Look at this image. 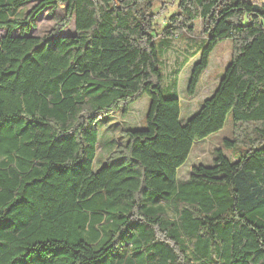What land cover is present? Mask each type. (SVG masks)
<instances>
[{"label": "trees", "instance_id": "16d2710c", "mask_svg": "<svg viewBox=\"0 0 264 264\" xmlns=\"http://www.w3.org/2000/svg\"><path fill=\"white\" fill-rule=\"evenodd\" d=\"M158 1L177 6L163 38L203 22L189 94L215 46L233 43L184 121L160 66ZM61 3L54 27L31 34ZM145 94V127L121 129L126 141L95 167L100 117ZM229 114L234 159L216 148L179 181L195 141ZM0 264H264V2L0 0Z\"/></svg>", "mask_w": 264, "mask_h": 264}, {"label": "rangeland", "instance_id": "374dc122", "mask_svg": "<svg viewBox=\"0 0 264 264\" xmlns=\"http://www.w3.org/2000/svg\"><path fill=\"white\" fill-rule=\"evenodd\" d=\"M256 2H264V0H253ZM33 1L29 4V8L35 3ZM177 9L176 3L170 2H156L154 6V26L159 31L157 36L162 33L161 28L167 19V15ZM65 14V4L61 3L55 10L46 8L38 16L37 24L32 28L31 34L42 35L51 30L56 21ZM74 19V18H73ZM74 20L71 21L69 28L62 33L72 34L74 31ZM15 34H18L16 32ZM205 34L203 30V22L201 19L196 21L195 30L192 33L185 31L180 39L173 37H165V41H176L175 48L169 52L160 51V66L164 71V84L170 85L174 78L173 70H178L175 76L177 96L181 101V118L184 121L188 116L193 114L200 108L203 101L211 96L213 90L219 83V78L224 75L225 69L229 64L231 55L233 53V43L226 39L219 42L213 49L210 55V63L206 71L202 74L201 80L197 86L196 92L191 95L188 93V85L191 71L194 64L199 59V49H201L205 42ZM156 37V40H159ZM191 46L188 47V45ZM160 45L158 46V48ZM161 48V47H160ZM159 48V49H160ZM189 48V49H188ZM181 50V51H179ZM181 52V53H180ZM182 54V55H180ZM164 94L168 93L165 90ZM150 99L147 94L135 101L127 115L122 116L120 111L111 114H104L100 117L99 124V143L98 154L96 156L94 165L98 167L99 162L103 160L114 145L125 142L127 136L121 134V129H136L145 127V119L149 109ZM232 115L229 114L225 126L210 134L208 137L195 141L190 155L186 162L178 170V180L183 181L189 178L195 164L212 165L215 158L216 148H221L224 153L231 159H234L233 149L225 146V139L234 138Z\"/></svg>", "mask_w": 264, "mask_h": 264}, {"label": "crops", "instance_id": "0c3cea01", "mask_svg": "<svg viewBox=\"0 0 264 264\" xmlns=\"http://www.w3.org/2000/svg\"><path fill=\"white\" fill-rule=\"evenodd\" d=\"M185 32H180V33H176V34H174L173 36H171V37H173L174 39H177V40H179L180 39V37H181V35H183ZM189 33V32H188ZM157 37H159L160 39L159 40H157V41H160L163 37H162V35H159V36H157ZM166 39H164L163 38V40L162 41H165ZM175 44H176V41H165L164 43H162L161 45H160V47L163 49V51H165V53H167V52H169L172 48H175ZM189 46H191V43H190V45H188V47ZM189 49V48H188ZM179 51H181V50H179ZM181 53V52H180ZM180 55H182V54H180ZM210 63V62H209ZM209 66V65H208ZM208 68V67H207ZM206 68V69H207ZM206 69H205V71H206ZM204 71V72H205ZM176 72H177V74H178V70H176L175 71V69L173 70V74H174V78H173V80L172 81H174L175 80V75H176ZM203 72V73H204ZM202 77V76H201ZM219 80H220V78H219ZM171 84V83H170ZM216 88V87H215ZM181 113H182V109H181Z\"/></svg>", "mask_w": 264, "mask_h": 264}]
</instances>
